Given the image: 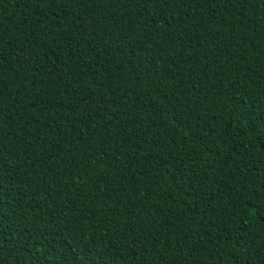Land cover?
<instances>
[{"label":"trees","instance_id":"trees-1","mask_svg":"<svg viewBox=\"0 0 264 264\" xmlns=\"http://www.w3.org/2000/svg\"><path fill=\"white\" fill-rule=\"evenodd\" d=\"M0 264H264V0H0Z\"/></svg>","mask_w":264,"mask_h":264}]
</instances>
